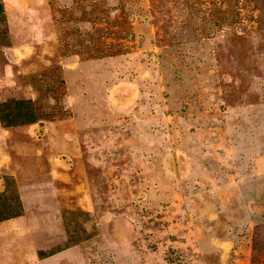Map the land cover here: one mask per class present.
Returning a JSON list of instances; mask_svg holds the SVG:
<instances>
[{"label": "rangeland", "instance_id": "rangeland-1", "mask_svg": "<svg viewBox=\"0 0 264 264\" xmlns=\"http://www.w3.org/2000/svg\"><path fill=\"white\" fill-rule=\"evenodd\" d=\"M22 216L8 264H264V0H0Z\"/></svg>", "mask_w": 264, "mask_h": 264}, {"label": "crops", "instance_id": "crops-1", "mask_svg": "<svg viewBox=\"0 0 264 264\" xmlns=\"http://www.w3.org/2000/svg\"><path fill=\"white\" fill-rule=\"evenodd\" d=\"M25 221V217L22 216L9 222L0 223V264H8V250L10 248H19L21 244L18 238L22 233L29 232ZM1 241L3 242L1 243Z\"/></svg>", "mask_w": 264, "mask_h": 264}]
</instances>
